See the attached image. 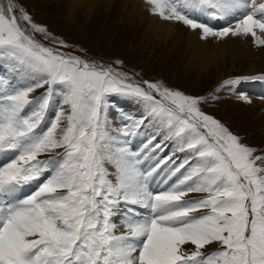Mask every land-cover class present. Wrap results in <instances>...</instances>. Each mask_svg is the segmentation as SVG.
Returning a JSON list of instances; mask_svg holds the SVG:
<instances>
[{"label":"snow or ice","instance_id":"obj_1","mask_svg":"<svg viewBox=\"0 0 264 264\" xmlns=\"http://www.w3.org/2000/svg\"><path fill=\"white\" fill-rule=\"evenodd\" d=\"M143 3L264 46V0ZM87 52L0 0V264H264V148L204 110L218 96ZM241 80L264 74L215 91Z\"/></svg>","mask_w":264,"mask_h":264},{"label":"rangeland","instance_id":"obj_2","mask_svg":"<svg viewBox=\"0 0 264 264\" xmlns=\"http://www.w3.org/2000/svg\"><path fill=\"white\" fill-rule=\"evenodd\" d=\"M57 2L59 0H16V3L23 5L35 21L47 25L52 33L66 39L74 46L86 48L88 50L86 58L88 59L107 63H111L115 59H121L124 61L125 70L136 74L137 79L163 80L169 85L176 86L192 94L218 96L219 99L217 100H209L204 106V110L224 122L233 132L239 134L246 144L257 149L264 148V99L248 96L245 91L241 90L247 89L250 92L252 89L249 88V90L246 85L248 87L254 86L249 85L254 82L245 84V80H241L238 84L240 88L233 85L231 88L219 92L215 91L217 85L222 83L224 80L222 78L226 77L229 71L234 75L227 76L225 79L249 77L242 73L250 66L251 62L249 60L239 58L234 62L232 55H227L226 63L220 64L218 67L211 66L203 74L192 71L186 74L183 59H176L175 61L172 55H169L171 53L168 50L166 51L168 55L165 57L160 52L163 51V47H159V51L154 53L151 59L150 51H147L146 55H142L134 49L130 50L128 46L119 43V41L111 43V40L104 35L105 31H102V29L75 28L59 15L60 9L57 7ZM104 23L105 21H103ZM260 71L250 76L264 74V67ZM261 83L264 82H259V84ZM256 93L260 94L261 92L256 91ZM242 95H247L249 99L253 97L254 101L248 104L240 99ZM124 106L129 107L127 104H124ZM200 195L202 194H190L192 197Z\"/></svg>","mask_w":264,"mask_h":264},{"label":"bare ground","instance_id":"obj_3","mask_svg":"<svg viewBox=\"0 0 264 264\" xmlns=\"http://www.w3.org/2000/svg\"><path fill=\"white\" fill-rule=\"evenodd\" d=\"M57 5L59 15L75 28L102 29L111 43L119 41L142 55L150 51L151 59L159 47H163L160 52L165 57L168 50L175 61L183 59L186 74L191 71L203 74L211 66L226 63L227 55H232L234 62L239 58L251 62L242 72L246 75L261 72L264 67V46H256L251 37L232 38L223 43L214 40L201 42L189 30L181 31L179 24L165 23L150 16L143 0H59ZM233 75L231 71L227 73V76ZM253 85L248 88L264 95V83ZM250 98L253 102L254 98Z\"/></svg>","mask_w":264,"mask_h":264}]
</instances>
